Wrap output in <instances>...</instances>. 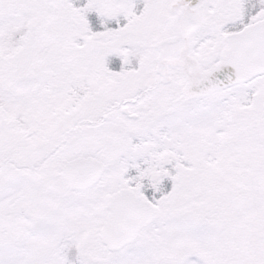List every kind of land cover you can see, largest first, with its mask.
<instances>
[{
  "label": "snow or ice",
  "instance_id": "1",
  "mask_svg": "<svg viewBox=\"0 0 264 264\" xmlns=\"http://www.w3.org/2000/svg\"><path fill=\"white\" fill-rule=\"evenodd\" d=\"M0 264H264V0H0Z\"/></svg>",
  "mask_w": 264,
  "mask_h": 264
}]
</instances>
